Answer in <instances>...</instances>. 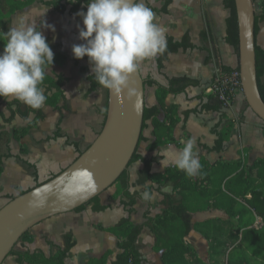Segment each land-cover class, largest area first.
<instances>
[{"label":"crops","instance_id":"obj_1","mask_svg":"<svg viewBox=\"0 0 264 264\" xmlns=\"http://www.w3.org/2000/svg\"><path fill=\"white\" fill-rule=\"evenodd\" d=\"M167 1L143 0L154 13V22L165 30L166 38L171 36L176 41H182L189 34L195 49H181L170 54L162 70L158 68V54L147 58L140 62L141 74L143 79L155 80L165 87H168V78L181 77L195 80L200 86L189 87L184 94L167 97L166 106L175 110L174 114L163 113L157 119L159 123H164L160 132L163 134L161 145L153 147L156 140L154 124L152 120L147 122L138 153L152 162L151 173L158 177L141 186L138 184V173L144 169V164L138 162L130 167L131 193L140 196L131 217L135 225L146 222L148 211L152 218L163 216L167 209L164 197L176 201L181 199L177 187L179 181L171 178L176 168L170 161L163 165L161 163L165 161V150L170 147L179 150L183 147L182 141L194 139V154L201 164L203 162L211 166L240 159L243 163L253 165L264 159V122L248 107L242 91H237L232 103L221 112L200 111L201 105L206 104L208 97L214 94L211 89L218 78L227 73L224 69H236L238 66L234 49L226 42L229 11L224 7V0H171L168 13H160ZM0 4L4 5L0 7V19L7 22L6 30L0 27V38L20 17L27 16L29 22L34 23L46 37L54 53L53 64L48 67L47 74L64 81L62 97L56 106L42 107L41 120L33 116L29 120L16 117L8 124L0 117V155L7 157L0 175L1 210L22 192H29L61 174L94 143L102 131L106 104L104 107L103 88L90 92V77L93 73L87 56L75 59L71 50L74 44L85 42L79 39L83 20L77 15L83 10L75 14L69 10L59 14L48 6L35 4L8 16L9 0H0ZM256 14H260L259 9ZM256 43L264 49V20L259 21ZM3 47V42H0V52ZM201 96L204 97L203 101ZM146 105L150 108L157 105L154 87L146 90ZM0 113L9 117L4 106L0 107ZM221 121L223 123L219 130L232 124L229 139L222 152H210L208 148H212L217 140L213 132L218 130ZM30 124L31 128L22 135ZM203 186L211 185L206 181ZM110 190L100 196L101 205L108 207L106 211L95 212L94 204H90L82 212L62 214L40 223L20 241L15 247L16 254L9 256L4 264H19V255L26 253L43 252L47 257L55 255L58 251L56 246L64 247V236L69 232L73 233L77 243L69 254L72 264H86L107 251L112 252L108 262L112 264L120 253V239L108 230L127 218L128 213L123 207L125 200L122 194L116 197ZM146 191L150 193L149 199H144ZM239 203L246 206L242 200ZM191 218L192 224L196 225L215 219L225 220L228 216L208 206L192 213ZM262 225L263 220L256 217L254 228L260 229ZM90 230L95 233L98 242L87 238L81 243L79 236ZM184 242L196 250L202 260L207 261L209 243L199 231L193 230ZM155 245L156 237L149 229H145L138 240V247L146 264H162V254L154 251Z\"/></svg>","mask_w":264,"mask_h":264},{"label":"trees","instance_id":"obj_2","mask_svg":"<svg viewBox=\"0 0 264 264\" xmlns=\"http://www.w3.org/2000/svg\"><path fill=\"white\" fill-rule=\"evenodd\" d=\"M9 2L8 16H12L35 4L48 6L55 13L59 14H65L68 10L71 14H75L81 10L87 11V0H75V2L73 0H9ZM171 4V0H168L159 12L168 13ZM224 7L229 11L226 42L234 49L238 58L236 69L225 68L224 71L227 73H231L232 71L240 73L239 28L235 0H224ZM261 20H264V1L261 13L256 14V36L258 24ZM0 27L2 30H6L7 22L0 19ZM181 49H195V46L191 43L189 34H186L182 41H176L173 37L168 36L164 52L158 54L157 63L159 70L164 68V63L168 60L170 54L177 53ZM86 59L88 60V57ZM256 62L259 89L264 100V49L259 47L257 43ZM63 82L62 78H58L57 80L46 74L41 85L46 96L43 106H56L58 100L63 95ZM144 82L145 90L153 87L156 89L157 105L151 108L146 105L142 133L147 127V122L152 120L154 124V136L156 138L153 147H157L162 144L163 134L160 132L164 128V123H159L157 119L163 113L167 115L174 114L175 110L173 107L166 106L165 101L167 97L169 95L177 96L184 94L189 87H198L200 83L187 77L168 78V87L162 86L152 79H144ZM90 84V92L103 88L96 83L94 76L90 77ZM106 91L107 102L103 127L108 111V89ZM10 97L0 105V107L4 106L9 113V117L0 113V117L6 123L11 124L16 117H21L24 120H29L32 116L36 120L43 118V106L39 109H33L17 99L11 100ZM3 99L4 97L0 96V102ZM200 99L203 101L204 97L201 96ZM226 107L228 106L221 99V95L214 92V94L208 97L206 104L201 105L200 111L221 112ZM222 123L223 121L220 122L218 130L213 132L217 140L212 148H208L210 152L220 153L225 149V143L229 139L232 124L219 130ZM30 128L31 124L23 130L22 135H25ZM1 136L2 133L0 132V138ZM143 139V135H141L139 145ZM138 148L128 169L113 185H118L120 188V194H122L125 200L123 207L128 213V217L122 219L114 228L108 230V232L120 239L118 245L120 253L112 264H146L138 247V240L145 229H149L156 237L154 251L162 254V264H264V159L255 162L253 165L243 163L242 159L232 163L219 162L214 166L202 162L200 173L194 178H190L184 172L176 169L172 173L171 178L179 181L177 187L181 192V199L176 201L170 197H164V205L167 209L163 216L152 218L148 211L146 213V222L135 225L132 223L131 217L135 212L134 207L140 196L138 193H131L129 169L135 163L142 162L144 164V169L138 173V184L141 186L158 177L151 173L152 162L139 155ZM205 148L207 147L205 146ZM5 159L7 157L0 155V175L3 172V162ZM206 181L211 185L210 187L203 186ZM26 193L22 192L20 196ZM248 196H251V198L248 199ZM239 200H242L246 206H241ZM90 204H94L93 210L95 212H103L108 208L101 205L99 196L74 212H82ZM208 206L224 212L228 216V219H215L193 225L191 214L202 211ZM256 217L263 220V225L260 229L254 228ZM203 226L204 230L201 229ZM207 229H211V231L209 232ZM193 230L199 231L209 243L207 261L202 260L196 250L184 242ZM28 235L29 232L21 240L25 239ZM64 242V247L56 246L57 253L49 257L43 252L21 254L19 255V264H72L69 260V254L77 245L72 232L64 236ZM52 245L55 246L54 244ZM229 248H232V250H229ZM15 254L14 249L10 256ZM111 255L112 252L107 251L99 258L90 259L86 264H108Z\"/></svg>","mask_w":264,"mask_h":264},{"label":"clouds","instance_id":"obj_3","mask_svg":"<svg viewBox=\"0 0 264 264\" xmlns=\"http://www.w3.org/2000/svg\"><path fill=\"white\" fill-rule=\"evenodd\" d=\"M86 7V12L77 13L83 20L79 39L85 42L72 46L74 58L88 57L95 81L103 88L135 96L131 76L140 62L164 52L165 30L154 22V13L143 0H87ZM0 42L4 45L0 52V96L41 108L46 101L41 85L54 59L46 37L23 16L3 32ZM135 107L139 109V100ZM182 144V149L165 150L161 163L170 161L186 176L197 177L202 165L194 154V139ZM149 198L146 191L144 199Z\"/></svg>","mask_w":264,"mask_h":264},{"label":"water","instance_id":"obj_4","mask_svg":"<svg viewBox=\"0 0 264 264\" xmlns=\"http://www.w3.org/2000/svg\"><path fill=\"white\" fill-rule=\"evenodd\" d=\"M239 28V69L248 107L264 122L256 62L254 0H235ZM136 95L108 90L105 125L94 143L52 180L15 198L0 210V264L25 234L53 217L74 212L109 190L128 169L139 146L146 108L140 68L131 76ZM8 97L0 102L3 104ZM139 100L140 107L135 104Z\"/></svg>","mask_w":264,"mask_h":264},{"label":"built area","instance_id":"obj_5","mask_svg":"<svg viewBox=\"0 0 264 264\" xmlns=\"http://www.w3.org/2000/svg\"><path fill=\"white\" fill-rule=\"evenodd\" d=\"M214 92L221 95V99L229 106L232 103L234 94L237 91H242L240 73L232 71L220 76L213 88Z\"/></svg>","mask_w":264,"mask_h":264},{"label":"rangeland","instance_id":"obj_6","mask_svg":"<svg viewBox=\"0 0 264 264\" xmlns=\"http://www.w3.org/2000/svg\"><path fill=\"white\" fill-rule=\"evenodd\" d=\"M254 3H255L256 12H257V9H259V11H260V13H261V11H262V3H263V1H262V0H254ZM0 7H4V5H3V4H0ZM143 75H144V77H146V73H145V72H144ZM149 90H150V89H149ZM149 90H148V91H149ZM103 92H104V96H103V98H104V107H105L106 100H107V91H106L105 88H103ZM147 93H148V92H147ZM149 93H150V91H149ZM147 100L150 101L149 97H148ZM233 100H234V98H233ZM147 104H148V103H147ZM104 112H105V108H104ZM129 170L132 171V168H130ZM111 192H114V193L116 194V197H118L119 194H120V188H119V186H118V185H115V186L111 187L110 193H111ZM87 238H91L92 240H96V242H98V238H97V236H96L95 233H94L93 231H91V230H90V232H86V233H84V235H83L82 237L79 236V241L82 243V242L84 241V239H87ZM20 241H21V240H20ZM19 243H20V242H19ZM19 243H18V244H19ZM18 244H17V246H18Z\"/></svg>","mask_w":264,"mask_h":264}]
</instances>
